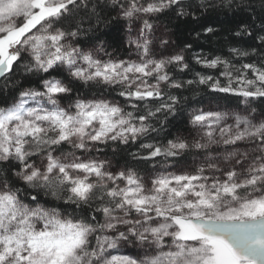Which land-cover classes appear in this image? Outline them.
Listing matches in <instances>:
<instances>
[{
  "label": "snow or ice",
  "instance_id": "1",
  "mask_svg": "<svg viewBox=\"0 0 264 264\" xmlns=\"http://www.w3.org/2000/svg\"><path fill=\"white\" fill-rule=\"evenodd\" d=\"M186 7L184 0H0V264H264V61L237 67L197 54L195 64L218 75L177 79L194 71L190 45L165 55L155 47L154 20L166 11L185 16ZM105 10L135 30L128 41L135 59L81 43L94 23L106 22ZM64 71L71 79L53 75ZM21 74L37 77L36 86L21 87ZM73 82L123 101L72 98ZM193 85L235 98L236 110L198 107L195 95L182 93ZM170 117L195 135L156 139ZM109 144L113 152L138 145L127 152L137 165L224 146L231 167L209 157L194 169L154 166L142 175L90 155ZM41 191L73 211L45 207Z\"/></svg>",
  "mask_w": 264,
  "mask_h": 264
},
{
  "label": "trees",
  "instance_id": "2",
  "mask_svg": "<svg viewBox=\"0 0 264 264\" xmlns=\"http://www.w3.org/2000/svg\"><path fill=\"white\" fill-rule=\"evenodd\" d=\"M184 3L186 5L191 4L190 8H185V11L188 13L187 15L177 17L172 12L166 11L154 20L156 28L155 37L157 38L155 45L165 55L178 52L181 49H185V45H190L189 48L185 49V54L194 71L188 72L186 70L183 74L176 73L177 79H192L194 72H201L205 75H218L215 69H205L201 65L195 64L192 57L197 54L208 58L220 56L230 59L232 64L237 67L242 63H260L264 61V46L261 45L258 39L259 36H264V0H232L234 6L231 8L221 7L220 0H184ZM202 3L203 7H201ZM213 3L216 5L215 7L208 6ZM104 15L106 22L98 25L94 23L93 30L88 35L79 38L81 43L85 47L93 45L103 47L116 58L124 59L129 57L130 45L128 41L131 34L127 33L128 35L126 36V22L117 18L115 11L109 13L105 10ZM88 27L89 25L85 23L84 28L87 29ZM208 28H211L212 32H207L206 29ZM160 40L169 41L170 46L166 51L160 48ZM232 48L248 52L249 55L244 57L233 56L230 52ZM253 49H256V53H253ZM220 70L222 71L223 69L221 68ZM173 71L175 72V70ZM53 75L60 78L68 77L66 71L54 72ZM68 79L71 78L68 77ZM35 80H37V77L29 75L26 79L21 74L19 85L25 88L35 87L36 84L32 83ZM73 87L72 98L85 95L89 98L104 96L110 100L123 101V98L119 97L115 92L101 91L100 87H90L80 82H73ZM192 88L195 92L182 90V93L188 96L190 100L195 95V99L201 102L197 105L198 107L210 106L212 108H219L220 110H236L237 101L235 98L229 96L226 99H221L220 97L225 94L211 93L204 86L193 85ZM243 107L244 105H240V108ZM258 113L259 109L256 114L258 115ZM169 119L171 123L167 124L163 131L152 134L156 139L166 143L167 139H173L176 135L188 137L189 140L195 135L193 133L192 136H189L187 131L188 126L181 121L180 117L176 119L170 117ZM98 147L101 150H93L90 153L91 156L100 160H110L113 166L117 162L120 165L127 162L130 166L139 168L142 175L144 171L151 170L154 166L158 171H175L177 168L194 169L209 157L219 160L222 168L231 167V163L223 161L225 147L218 145H210L208 149L203 151L187 152L183 157L168 158L167 162H164L163 158L158 162L150 161L147 165H137L127 155L128 151H137L138 145H129L127 148L120 146L115 152H113V149L116 146L113 144H109L108 146L100 145ZM64 151L70 152L71 148L65 146ZM29 191L31 192V190ZM39 203L45 207H57L69 213L73 211L74 207L65 205L62 199L56 200L50 194L45 195L43 191L39 193ZM136 251L137 249L126 248L124 253H135Z\"/></svg>",
  "mask_w": 264,
  "mask_h": 264
},
{
  "label": "rangeland",
  "instance_id": "3",
  "mask_svg": "<svg viewBox=\"0 0 264 264\" xmlns=\"http://www.w3.org/2000/svg\"><path fill=\"white\" fill-rule=\"evenodd\" d=\"M124 22H126V26H125V30H126V36L128 35V34H131V38H135V30H132L131 32L129 31V25H128V22L127 21H124ZM128 33V34H127ZM154 35H155V33H154ZM156 36V35H155ZM129 37V38H130ZM155 47L157 48V46L155 45ZM134 49L132 48V47H130V52H129V57H127V58H124V59H128V58H132V59H135L136 58V56H135V52L133 51ZM100 55L103 57V58H105V59H107V57L106 56H103V53H100ZM66 146H68L69 148H71V146H69V145H66ZM71 151H72V149H71ZM57 154H59V153H57ZM77 154L79 155V152H77Z\"/></svg>",
  "mask_w": 264,
  "mask_h": 264
}]
</instances>
